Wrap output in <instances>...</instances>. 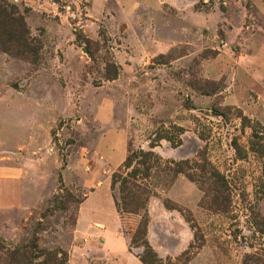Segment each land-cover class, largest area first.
<instances>
[{
  "label": "rangeland",
  "instance_id": "374dc122",
  "mask_svg": "<svg viewBox=\"0 0 264 264\" xmlns=\"http://www.w3.org/2000/svg\"><path fill=\"white\" fill-rule=\"evenodd\" d=\"M7 1L41 49L0 51V168L21 184L0 207V264H119L74 231L95 190L84 222L128 248L137 217L115 213L111 181L129 150L161 160L158 257L264 264V0Z\"/></svg>",
  "mask_w": 264,
  "mask_h": 264
},
{
  "label": "trees",
  "instance_id": "16d2710c",
  "mask_svg": "<svg viewBox=\"0 0 264 264\" xmlns=\"http://www.w3.org/2000/svg\"><path fill=\"white\" fill-rule=\"evenodd\" d=\"M40 49V44L30 35L24 15L7 0H0V51L36 63ZM138 153L141 159H138ZM135 160L136 165L128 170ZM160 161L151 151L129 150L122 167V170L124 168L126 171L119 170L112 177L111 189H117V194L113 195L114 207L122 217H137L134 230L129 234L128 250L134 253L142 264H186L189 259L187 250L180 258L162 259L147 239L150 221L147 206L150 198L156 196L151 172L154 164ZM166 204L167 201H164L167 207ZM135 247H141L142 251L132 252Z\"/></svg>",
  "mask_w": 264,
  "mask_h": 264
},
{
  "label": "crops",
  "instance_id": "0c3cea01",
  "mask_svg": "<svg viewBox=\"0 0 264 264\" xmlns=\"http://www.w3.org/2000/svg\"><path fill=\"white\" fill-rule=\"evenodd\" d=\"M252 64L260 70L259 75L264 77V45L258 47L257 55L252 58ZM261 120L264 124V119ZM15 175L16 173L8 168H0V207H5L7 205L14 206L19 204L21 200V184L16 180ZM94 191L95 190L86 195L80 206L75 222L74 236L79 239V241L83 238L90 237L94 240L93 244H96V241H102V249L104 253L117 257L119 259V264H142L138 257L128 250L126 239L118 235V229L115 228L113 231L108 229L110 230L108 231L106 225L95 219H91L87 225L86 222H84V202L91 197ZM164 215V210L160 209L158 219L163 220ZM147 239L149 244L154 248L156 244H154L150 235V225L148 227Z\"/></svg>",
  "mask_w": 264,
  "mask_h": 264
}]
</instances>
